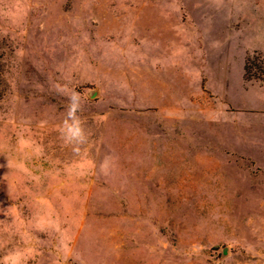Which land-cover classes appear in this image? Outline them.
<instances>
[{"label": "rangeland", "instance_id": "obj_1", "mask_svg": "<svg viewBox=\"0 0 264 264\" xmlns=\"http://www.w3.org/2000/svg\"><path fill=\"white\" fill-rule=\"evenodd\" d=\"M0 264H264V0H0Z\"/></svg>", "mask_w": 264, "mask_h": 264}, {"label": "clouds", "instance_id": "obj_2", "mask_svg": "<svg viewBox=\"0 0 264 264\" xmlns=\"http://www.w3.org/2000/svg\"><path fill=\"white\" fill-rule=\"evenodd\" d=\"M57 92L66 95L68 104L66 114L59 128L60 138L65 147L71 148L74 155H80L84 146L89 143L90 132L81 113L84 109L83 98L76 91H67L63 86H57ZM108 159L101 165V170L105 171Z\"/></svg>", "mask_w": 264, "mask_h": 264}]
</instances>
